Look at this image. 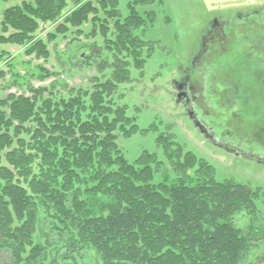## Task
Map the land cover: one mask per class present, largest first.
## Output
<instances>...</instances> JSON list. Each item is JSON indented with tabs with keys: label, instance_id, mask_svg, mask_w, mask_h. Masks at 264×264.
Here are the masks:
<instances>
[{
	"label": "trees",
	"instance_id": "1",
	"mask_svg": "<svg viewBox=\"0 0 264 264\" xmlns=\"http://www.w3.org/2000/svg\"><path fill=\"white\" fill-rule=\"evenodd\" d=\"M154 1L130 0L124 18L120 0H72L70 10L69 0H30L2 12L0 46L21 47L36 60L49 61V44L69 33L82 36L85 25L105 46L97 50L79 38L69 43L71 63L62 65L78 60L96 64L100 72L90 89L34 88L31 78L59 74L42 67L25 76L9 70L13 80L6 88L18 87L23 94L0 100V264H49L47 250L61 244L34 243L37 225L46 220L52 233L67 237L63 259L72 264L77 258L72 252L87 245L102 264H244L264 243L263 228L241 229L234 222L242 210L258 212L261 188L217 181L214 167L171 133L156 143L175 178L155 154L145 151L131 164L119 147L118 137L134 136L139 126L114 95L131 80L132 66L143 71L144 52L152 55L138 32L153 25L156 13L138 9ZM49 23L54 30L41 36ZM106 53L110 61L100 55ZM5 74L0 72V79ZM61 84L66 89V81ZM55 257L50 264H61L58 253Z\"/></svg>",
	"mask_w": 264,
	"mask_h": 264
},
{
	"label": "rangeland",
	"instance_id": "2",
	"mask_svg": "<svg viewBox=\"0 0 264 264\" xmlns=\"http://www.w3.org/2000/svg\"><path fill=\"white\" fill-rule=\"evenodd\" d=\"M25 1L30 0H0V21L5 9ZM69 2L70 10L74 3L72 0ZM129 2L130 0H120L119 8L123 18L129 15ZM138 10L141 14L155 11L156 15L152 26L138 32V35L152 46V55L149 56L146 51L144 52L146 61L143 71L132 66L131 80L121 84L114 95L116 104L126 106L128 116L135 119V123L139 126L134 136L120 135L118 137V144L125 158L134 164L143 152L148 151L163 161L166 165L165 171L169 172L171 170L169 162L156 141L161 134H173L175 141L186 151L194 153L214 167L217 181L232 180L238 184L242 183L251 188L263 190L257 200L258 212L252 214L242 210L235 215L234 222L241 229H247L251 225L253 227L255 225L257 229H264V107L259 105L263 102V96L261 92H257L261 84L263 85L260 79L264 75L262 74L257 80L255 75L258 73L257 67L255 68V62H253L254 57L258 55V49L264 51L262 48L264 18L261 19V16H264V12L261 11H264V0H155L151 5H141ZM257 10L261 12L259 13L261 18L258 17L256 24L254 22L250 24L245 22L241 25L235 23L234 28L226 30V33L230 35L225 36L220 33L222 38L226 39L223 47L214 45L208 50L210 47L208 46L209 52L204 56H209L200 61L202 69L209 68L208 76L211 75V78H208L210 82L207 83L203 78L199 85L205 87L206 83L202 96L197 95L201 97L206 111L200 118H205L208 128L212 127L211 131L205 129L209 135L215 136L214 142L200 131L197 121L181 103L177 102L176 97L182 90L177 88L176 84L185 79L184 73L190 68L191 60L205 48V38L213 29L212 23L225 19L234 21L239 19V15L256 20ZM52 25V23L43 25L39 34L46 37L50 30H54ZM91 29V25H85L82 36L75 33L59 36L56 41L49 44L51 58L47 62L43 59L36 60L34 56H25L21 47L0 46V53L6 50L5 58H0V72L6 73L5 77L0 79V100L5 99L9 94L16 96L23 94L18 87L6 88L13 80L10 68L18 71L22 76H25L28 70L38 73L40 67L50 73L59 74L47 80L38 81L36 78H31L30 83L34 88L54 86L52 89L55 92L62 93L80 87L85 90L90 89L91 78L100 73L97 71L96 64H92L93 68L82 61L79 64L78 60L76 64H62L64 61L71 63L66 54L70 50L69 43L74 38H79L78 41L83 44L96 46L97 50L104 48L105 44L99 33L96 38L90 37ZM260 42L262 44H259ZM94 51H89L87 58ZM100 55L102 59L109 61L112 59L109 53ZM248 58L253 61L249 63L252 72L247 74L243 72V69ZM10 63L12 66L9 67ZM252 66L254 72L256 71L255 74ZM111 72V68L108 67L104 77L108 79ZM60 80L66 81V89L62 84L60 85ZM29 95L30 93H27V96ZM259 106L262 110L258 112ZM220 142L232 149L241 144L242 147L240 146L239 150L244 155H236L231 151L232 149H226V146L221 147ZM239 150L236 152L239 153ZM169 173L170 179L176 177L173 169ZM43 217L45 213L42 212L41 218ZM46 221L37 225L34 243L45 244L46 239L52 243V246H58L60 243L58 248L47 250V262L50 264L58 253L57 259L61 264H72L63 259L64 255H67L65 253L67 247H63L62 240L67 237L61 238L52 233L51 224L49 220ZM72 254L77 257L75 264H102L100 254L94 247L87 245L84 249ZM247 257L244 264H264V243L250 251Z\"/></svg>",
	"mask_w": 264,
	"mask_h": 264
},
{
	"label": "flooded vegetation",
	"instance_id": "3",
	"mask_svg": "<svg viewBox=\"0 0 264 264\" xmlns=\"http://www.w3.org/2000/svg\"><path fill=\"white\" fill-rule=\"evenodd\" d=\"M258 11L259 10H257L256 14H258V16H259L260 15L259 13H261V12H258ZM261 11L264 12L263 10H261ZM261 17H260L261 19L264 18V16H261ZM250 19L251 18H248L247 16L241 17V15H239V19H237L239 21H237L236 19L234 21L229 20V19H225V20H221V21H215L214 23H212L211 27L213 29L211 30L210 35H208L205 38L206 39L205 40L206 41L205 48L201 50V53L196 54L195 57H193V59L191 60L190 68L186 70V73H184V75H186L185 79H183L182 82H179L178 84H176V87L180 88L182 90L176 97L177 102L179 104L181 103L187 109V111L190 113V115L197 121V125H199V127L203 130V132H205L206 136L211 138V140H213L214 142H215V136L209 135L205 129V128H207V130L211 131L212 127L208 128L206 126L207 121L205 120V118H200V116L202 114H204V112H206V111L203 108V105L201 102L202 99H200L201 97H198V96H202V92H203L204 88L206 87V83L204 84L205 87L204 86L201 87L199 85H200L201 80L203 78L205 79V81L207 83L210 82L208 78H211V75L208 76L209 75L208 74L209 68L207 69V67H204L202 69V67L200 66V63H201L200 61H203L204 58H207L209 56V55L206 56L209 52L208 50H210L211 47H213L214 45L218 46L219 48L223 47V45H224L223 43H224V41H226V39L222 38V35H225V36L230 35V34L226 33V30H231L232 27L234 28L236 26L235 23L241 25L242 23L245 24V22H247L248 24L254 22L256 24L258 21V20H250ZM259 44H262V42H260ZM208 46H210V47L207 50ZM259 48H261L260 45H259ZM262 48H264V46ZM263 52L264 51H261L260 49H258V55L254 57V61L250 60L248 58L247 59L248 62L245 65V69H243V72H245L247 74L251 73L252 70H251V68H249L251 64L249 65V63H251V61L255 62L254 65H255V68L257 67L256 71L258 73L255 74L256 71L254 72L253 66H252V69H253L254 74L257 76V80L260 79V76L262 74L264 75V60H263L264 54H263ZM204 54H206L205 55L206 57L204 56ZM260 80L263 83V85L261 84V88L257 92H259V93L261 92V95L263 96V102L260 103L259 105L264 107V87H263L264 86V82H263L264 77L263 78L261 77ZM251 84L256 85L255 83H251ZM251 84H249V85H251ZM238 90H239V87H238ZM260 106H259L260 109L257 110L258 112L260 110H262V108ZM230 143L233 144L234 142L230 141ZM219 145L223 148H224V146H226L221 142L219 143ZM240 146H241V144H238L235 149H232L229 146H226L225 148L226 149H228V148L232 149L231 151H233L236 155L240 156V155H244V153L241 150H239V149H241V148H239ZM236 150H239V153L236 152ZM253 155L256 156L255 154H253ZM258 160H259V157H258Z\"/></svg>",
	"mask_w": 264,
	"mask_h": 264
},
{
	"label": "water",
	"instance_id": "4",
	"mask_svg": "<svg viewBox=\"0 0 264 264\" xmlns=\"http://www.w3.org/2000/svg\"><path fill=\"white\" fill-rule=\"evenodd\" d=\"M197 127L200 129V131L204 134L205 132H203V130L199 127V125H197Z\"/></svg>",
	"mask_w": 264,
	"mask_h": 264
},
{
	"label": "crops",
	"instance_id": "5",
	"mask_svg": "<svg viewBox=\"0 0 264 264\" xmlns=\"http://www.w3.org/2000/svg\"><path fill=\"white\" fill-rule=\"evenodd\" d=\"M12 4V3H11Z\"/></svg>",
	"mask_w": 264,
	"mask_h": 264
}]
</instances>
